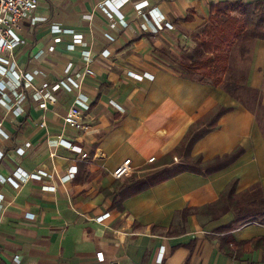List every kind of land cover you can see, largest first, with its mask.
I'll return each mask as SVG.
<instances>
[{"label":"crops","instance_id":"1","mask_svg":"<svg viewBox=\"0 0 264 264\" xmlns=\"http://www.w3.org/2000/svg\"><path fill=\"white\" fill-rule=\"evenodd\" d=\"M133 1L37 0L34 13L22 19L12 69L29 73L31 87L20 98L10 65L0 73V175L47 174L15 176L17 187L0 180V264H12L14 255L19 264H264L261 246L239 258L229 250L232 243L264 239V216L226 230L231 212L215 220L190 212L216 201L233 180L236 191L259 183L264 194V112L258 119L220 86L184 78L169 58L191 47L212 4L264 0H147L172 25L157 31L138 16ZM236 46L242 51L239 69L264 106V39ZM42 52L53 63L41 60ZM76 64L92 73L78 87L51 89ZM129 72L147 74L136 79ZM34 93L45 107L31 100ZM78 101L87 105L83 118L97 129L94 134L64 122ZM217 106L226 110L187 155L200 157L199 172H180L117 203L130 175L113 177L117 166L130 159L131 174H140L162 162ZM63 140L79 145L88 158ZM185 157L174 155L172 164ZM59 171L73 173L61 178ZM105 212L110 216L102 223L93 220Z\"/></svg>","mask_w":264,"mask_h":264},{"label":"trees","instance_id":"2","mask_svg":"<svg viewBox=\"0 0 264 264\" xmlns=\"http://www.w3.org/2000/svg\"><path fill=\"white\" fill-rule=\"evenodd\" d=\"M258 38L264 39V1L214 3L210 7L207 23L202 27L199 41L192 49L194 58L179 62L181 75L201 83L220 86L259 119L261 118L259 114L264 112V106L258 90L246 84L245 73L235 75L228 61V48L234 42L242 43ZM224 110L226 109L217 106L191 125L181 142L162 159V162L146 165L145 171L140 174L130 173L127 184L118 194L117 203L124 197L147 188L148 185L161 182L180 172L187 170L199 172L200 157L189 158L188 152L192 144L209 130ZM174 155L186 156L184 163L172 164ZM193 210L208 216L211 220L231 212L233 219L224 227L229 230L249 218L264 216V194L259 183L248 189L236 191V181L233 180L221 191L216 201L200 208H193L190 212ZM188 212L184 209L182 214L186 215ZM250 246L255 248L261 246L264 252V239L255 238L232 243L229 248L230 256L239 258V253Z\"/></svg>","mask_w":264,"mask_h":264},{"label":"built area","instance_id":"3","mask_svg":"<svg viewBox=\"0 0 264 264\" xmlns=\"http://www.w3.org/2000/svg\"><path fill=\"white\" fill-rule=\"evenodd\" d=\"M124 1V0H122ZM134 8L137 10V14L139 17L144 19H150L152 22V30L157 31L162 29L163 27L171 28L172 25L168 22H162V16L160 12L155 8L149 5L147 0H138L132 2ZM37 5V0H0V73H5L7 71L6 65H10V72L14 76L15 84H16V95L24 97L23 89H28L31 87V75L29 73H18L15 69H12V51L13 49L22 42L23 35H22V19L30 16L34 13ZM103 9L106 10L105 5H101ZM107 11V10H106ZM81 35H75L76 39H79ZM104 53V54H103ZM103 54V55H102ZM102 57H106L108 55L107 51L102 52ZM41 60H47L52 62L46 55L45 52H42L38 56ZM96 62L109 67V64L103 61L102 58L97 57L94 59ZM53 63V62H52ZM70 68V64L68 65L67 69ZM87 73H92V71L88 68H81L80 65L76 64L70 69V73L67 77H65L62 81L54 84L51 86V89H56L60 85H64L69 89L73 87H78L83 78ZM132 77L136 79H142L147 73L143 74H135L130 73ZM47 86L46 83L42 85ZM31 100L35 101L39 104L40 107H45V101L41 100V98L37 95V93L32 94ZM2 102L4 101L2 98L0 99ZM87 108V105L82 102H76L64 117V122L71 128L77 130L81 134L90 135L94 134L97 129L87 123L83 118V112L81 108ZM64 141V140H63ZM66 146L71 149L72 151L76 152L80 155L81 159H87L88 153L84 151L79 145L73 144L71 141H64ZM21 152V150H19ZM1 156V153H0ZM154 158H151L150 161H153ZM73 172H68L67 174L63 171H59V175L61 178H65L70 176ZM132 173V169L130 166V159L124 160L119 166H117L113 171L112 175L115 178H122L128 174ZM47 173L43 170H37L36 172L26 174L24 172L16 171L14 176L9 177H2L0 175V180L8 181L11 185L17 187L18 183L15 179V176L21 177L24 176L26 178H35L41 179ZM44 191H54V187L51 185H44ZM110 216V212H105L99 216L93 217V220L102 223L106 218ZM163 250L158 252L157 260L158 262L162 261L163 258ZM19 256L14 255L12 258V264H19Z\"/></svg>","mask_w":264,"mask_h":264},{"label":"rangeland","instance_id":"4","mask_svg":"<svg viewBox=\"0 0 264 264\" xmlns=\"http://www.w3.org/2000/svg\"><path fill=\"white\" fill-rule=\"evenodd\" d=\"M202 27L199 29L198 33L196 35H194L191 47L189 49H183L182 48V49H180V51H178V54L171 53V57H169V58H170V60H172L174 62V64L178 65L180 61L190 60V59L194 58V55L192 53V49L194 47H196V45L199 41V37L201 35ZM238 43L239 42H234L232 44V46H230L228 48V55H229L228 61H229V64L233 67L235 75L243 73L242 67H240V69H239V64L236 62V60H238L237 58L240 57V55H242V51H238L235 49L237 47L236 45ZM181 161L182 160H179L178 163H181Z\"/></svg>","mask_w":264,"mask_h":264}]
</instances>
